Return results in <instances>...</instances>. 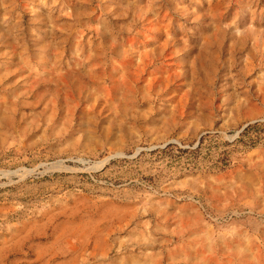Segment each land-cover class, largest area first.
I'll return each mask as SVG.
<instances>
[{"label":"rangeland","instance_id":"1","mask_svg":"<svg viewBox=\"0 0 264 264\" xmlns=\"http://www.w3.org/2000/svg\"><path fill=\"white\" fill-rule=\"evenodd\" d=\"M0 264H264V0H0Z\"/></svg>","mask_w":264,"mask_h":264},{"label":"trees","instance_id":"2","mask_svg":"<svg viewBox=\"0 0 264 264\" xmlns=\"http://www.w3.org/2000/svg\"><path fill=\"white\" fill-rule=\"evenodd\" d=\"M258 126H260V124H259L257 121L246 124V125H245V126L239 131V133H238V137H237L236 139H237V140H242L243 136H245V135L247 134L248 130L253 129V128H257ZM201 139H202V137H200V138L198 139V142H197V146H196V147H198V145L200 144Z\"/></svg>","mask_w":264,"mask_h":264},{"label":"water","instance_id":"3","mask_svg":"<svg viewBox=\"0 0 264 264\" xmlns=\"http://www.w3.org/2000/svg\"><path fill=\"white\" fill-rule=\"evenodd\" d=\"M245 125H243L242 127H241V129L244 127ZM240 131V130H239Z\"/></svg>","mask_w":264,"mask_h":264}]
</instances>
